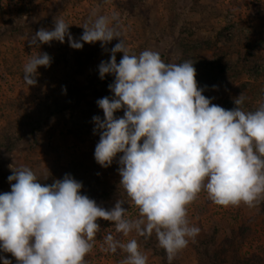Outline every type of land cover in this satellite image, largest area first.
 Here are the masks:
<instances>
[{
    "label": "rangeland",
    "instance_id": "1",
    "mask_svg": "<svg viewBox=\"0 0 264 264\" xmlns=\"http://www.w3.org/2000/svg\"><path fill=\"white\" fill-rule=\"evenodd\" d=\"M93 12L118 15L130 54L152 50L165 63L191 60L198 87L212 103L230 110L243 93L242 107L249 111L264 103V0H0V194L11 191L13 168L29 167L42 184L70 174L82 182L81 194L105 209L123 200L134 219L138 209L119 185L122 153L106 168L94 157L100 136L92 118H104L97 101L113 96L108 86L115 78L101 79L99 65L110 60L119 38L103 48L100 41L84 43L82 49L70 47L67 37L64 43L38 42V48L27 40L41 28L51 30L55 17L64 18L79 40ZM38 53H48L51 63L38 67L37 83L30 86L23 69ZM122 57L116 53L117 63ZM188 218L200 232L172 264H264V202L226 208L201 192L188 206ZM97 222L101 232L87 264H121L126 258L120 249L104 251L108 233L124 243L136 239L147 264H168L155 234L125 237L113 222ZM0 257L18 264L11 253L0 250Z\"/></svg>",
    "mask_w": 264,
    "mask_h": 264
},
{
    "label": "clouds",
    "instance_id": "2",
    "mask_svg": "<svg viewBox=\"0 0 264 264\" xmlns=\"http://www.w3.org/2000/svg\"><path fill=\"white\" fill-rule=\"evenodd\" d=\"M118 25L117 14L93 12L77 40L65 19L55 17L51 30L41 28L27 40L38 48V42L64 43L67 37L70 47L82 49L84 43L100 41L103 48L119 38L110 60L99 65L101 79L107 74L115 78L108 86L113 96L97 101L104 118H92L100 136L94 157L106 168L122 153L119 185L138 217L130 218L120 199L111 209L99 206L81 194L82 182L70 174L42 184L29 167L13 168L8 181L15 183L0 194V250L11 253L18 264H87L101 232L98 219L113 222L125 237L155 234L172 264L200 232L190 223L188 206L201 192L226 208L264 202V103L246 111L243 93L230 110L212 103L198 87L193 61L165 63L152 50L130 54ZM50 63L48 53L32 56L24 65V81L36 85L38 67ZM120 110L124 115L116 117ZM104 242L105 252L127 254L121 264L148 262L134 238L124 243L108 233Z\"/></svg>",
    "mask_w": 264,
    "mask_h": 264
}]
</instances>
